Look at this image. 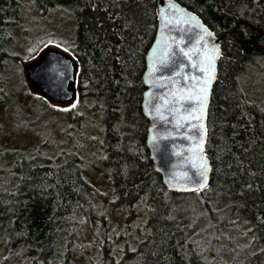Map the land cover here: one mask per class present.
Segmentation results:
<instances>
[{"label": "trees", "instance_id": "1", "mask_svg": "<svg viewBox=\"0 0 264 264\" xmlns=\"http://www.w3.org/2000/svg\"><path fill=\"white\" fill-rule=\"evenodd\" d=\"M31 1L40 16L66 9L75 22L66 53L78 67L73 116L95 132L84 153L77 143L54 159L0 144V264H264V0H175L221 39L207 115L210 182L187 194L168 191L154 171L141 110L161 0ZM23 7L0 0V102ZM89 162L109 174L110 209H142L131 242L100 226L90 235L102 215Z\"/></svg>", "mask_w": 264, "mask_h": 264}, {"label": "water", "instance_id": "2", "mask_svg": "<svg viewBox=\"0 0 264 264\" xmlns=\"http://www.w3.org/2000/svg\"><path fill=\"white\" fill-rule=\"evenodd\" d=\"M220 44L197 15L175 0L159 2L157 32L145 59L141 110L149 121L146 147L154 171L173 193L202 191L210 182L207 115ZM77 71L74 59L50 49L28 64L26 77L46 101L64 104L77 97Z\"/></svg>", "mask_w": 264, "mask_h": 264}, {"label": "rangeland", "instance_id": "3", "mask_svg": "<svg viewBox=\"0 0 264 264\" xmlns=\"http://www.w3.org/2000/svg\"><path fill=\"white\" fill-rule=\"evenodd\" d=\"M22 3V15L11 33L10 63L4 71L5 87L3 101L0 102V144L13 146L22 152L36 149L41 157L51 159L74 150L77 143L84 153L87 148L86 134L95 131L94 126L90 127L89 120H82V126H76L77 120L73 116L77 112L76 99L64 104L45 101L30 87L26 77L28 64L38 60L44 51L56 49L68 53L75 22L66 9L51 10L40 16L31 0H22ZM260 99L261 102L264 100ZM90 168L89 162L85 165L86 173L99 194L96 215H102V219L92 220L90 235L96 233L100 226V229L105 228L104 232H108L111 238L113 234L120 236V233L125 232L127 240L131 242L130 238L136 236L137 225H141L144 220L142 209L137 206L129 211L110 209L109 203L114 201V193L108 182L109 174L101 165ZM122 241L126 240L123 238L119 243ZM0 254L6 255L2 241Z\"/></svg>", "mask_w": 264, "mask_h": 264}, {"label": "snow or ice", "instance_id": "4", "mask_svg": "<svg viewBox=\"0 0 264 264\" xmlns=\"http://www.w3.org/2000/svg\"><path fill=\"white\" fill-rule=\"evenodd\" d=\"M206 92H207V89L205 88V99H206ZM75 105H73V107H74Z\"/></svg>", "mask_w": 264, "mask_h": 264}]
</instances>
